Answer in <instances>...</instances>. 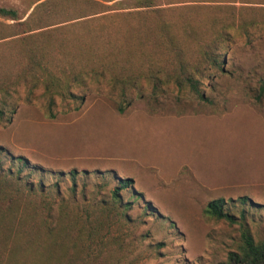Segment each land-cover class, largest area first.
<instances>
[{
	"label": "rangeland",
	"instance_id": "obj_1",
	"mask_svg": "<svg viewBox=\"0 0 264 264\" xmlns=\"http://www.w3.org/2000/svg\"><path fill=\"white\" fill-rule=\"evenodd\" d=\"M44 1L0 5L27 17ZM157 1L205 30L224 17L264 22V0ZM226 45L224 72L203 81L211 102L146 94L120 114L105 80L78 112L49 120L38 98L0 121V174H17L22 157L21 178L35 191L0 225V264H220L238 249L242 223L264 238V25L251 42L236 35ZM125 179L133 185L119 206L113 194ZM245 196L259 206H242ZM219 198L234 201L238 222L205 215Z\"/></svg>",
	"mask_w": 264,
	"mask_h": 264
},
{
	"label": "trees",
	"instance_id": "obj_2",
	"mask_svg": "<svg viewBox=\"0 0 264 264\" xmlns=\"http://www.w3.org/2000/svg\"><path fill=\"white\" fill-rule=\"evenodd\" d=\"M135 1L109 5L95 0H47L27 17L14 7L0 5L4 20L0 21V121H11L21 102L30 105L38 98L44 100L49 120L60 112H78L92 86L105 80L120 114L146 94L157 99L176 91L179 99L211 102L203 81L224 72L221 50L236 35L251 42L254 31L264 25L255 19L224 17L213 19L205 30L187 11L179 16L177 8L161 7L157 0ZM107 21L118 25L112 31L90 28ZM86 25L89 29L81 31ZM263 96L264 80L259 99ZM13 160L23 161V167L28 164L22 157ZM23 167L17 174H0V225L35 194L21 178ZM71 176L76 182L77 172ZM132 185L131 179L120 180L113 194L116 204L122 203L120 191ZM238 201L242 206H259L246 196ZM230 203L223 198L212 200L205 215L234 224L238 221L228 208ZM240 218L246 219L245 211ZM220 264H264V238L256 239L242 223L238 249Z\"/></svg>",
	"mask_w": 264,
	"mask_h": 264
}]
</instances>
